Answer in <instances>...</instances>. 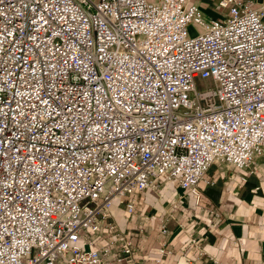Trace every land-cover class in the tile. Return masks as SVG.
<instances>
[{
    "label": "built area",
    "instance_id": "obj_1",
    "mask_svg": "<svg viewBox=\"0 0 264 264\" xmlns=\"http://www.w3.org/2000/svg\"><path fill=\"white\" fill-rule=\"evenodd\" d=\"M219 6L0 0V264H138L94 248L114 202L264 155V7Z\"/></svg>",
    "mask_w": 264,
    "mask_h": 264
},
{
    "label": "crops",
    "instance_id": "obj_2",
    "mask_svg": "<svg viewBox=\"0 0 264 264\" xmlns=\"http://www.w3.org/2000/svg\"><path fill=\"white\" fill-rule=\"evenodd\" d=\"M221 1L191 0L206 19L228 13ZM244 1L264 7V0ZM205 180L199 203L177 182L161 180L137 195L133 214L118 205L111 212L116 230L92 236L94 248L115 253L129 237L138 264H264V155L243 170L215 162ZM164 243L170 254L161 258Z\"/></svg>",
    "mask_w": 264,
    "mask_h": 264
},
{
    "label": "rangeland",
    "instance_id": "obj_3",
    "mask_svg": "<svg viewBox=\"0 0 264 264\" xmlns=\"http://www.w3.org/2000/svg\"><path fill=\"white\" fill-rule=\"evenodd\" d=\"M226 13H227V11H226ZM211 19H213V20H220V19H222V14L219 12V13H217V14H214L212 17H211ZM190 33L192 34V35H194L195 33H196V30H195V28L194 27H192V28H190ZM212 84L211 83H198V87L199 88H201V87H210ZM116 207H118V204H117V202H114L113 204H112V207H111V212H113L114 210H115V208ZM89 234V233H88Z\"/></svg>",
    "mask_w": 264,
    "mask_h": 264
}]
</instances>
